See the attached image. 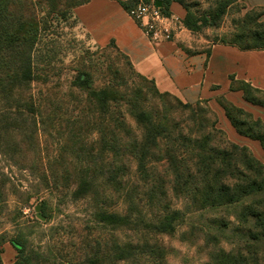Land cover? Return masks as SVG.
<instances>
[{
  "label": "trees",
  "instance_id": "16d2710c",
  "mask_svg": "<svg viewBox=\"0 0 264 264\" xmlns=\"http://www.w3.org/2000/svg\"><path fill=\"white\" fill-rule=\"evenodd\" d=\"M69 1L0 0V105H3L0 140L15 129H24L17 119H25L36 112L31 92L37 72L34 51L44 30V16H39L38 5L46 7L45 17L60 18L74 15L71 11L89 0ZM161 2L160 10L164 14L171 13L172 3L180 5L185 11L182 23L192 32L215 26L229 5L224 3L197 17L185 0ZM119 3L128 12L130 3ZM263 15L255 10L247 12L235 41L214 44L244 51L264 50V20H260ZM110 45L124 58V63L112 61L107 65L104 81L98 85L90 71L77 72L71 86L83 96H78L76 112L70 113L74 111L70 109L72 119L67 126L79 139L85 161L94 163L101 174H106L108 181L121 184V179L130 175V166L135 168L138 183L134 190L132 185L125 188L127 213L119 215L102 208L97 214L98 221L110 226L137 227L141 210L135 207L134 201L139 194L153 211L152 224L145 227L149 233L170 234L194 212L224 208L229 210L228 217L210 219L211 227L224 234L234 223V228L244 231L251 243L243 248L246 254L220 249L211 264H264V163L246 146L226 138L217 126L216 112L207 99L187 103L168 92H160L152 79L134 70L129 58L113 42ZM108 46L99 50L104 51ZM228 81L230 92H239L243 101L264 107L263 89L234 75H229ZM215 102L235 132L258 142L264 153V120L236 106L224 94L218 95ZM126 116L135 122V128L127 123ZM87 131L96 134L94 142L86 140ZM0 177H4L0 179L1 208L9 180L5 174ZM111 182L105 184L110 189ZM71 183L76 187L75 198L90 196L94 199L98 195L92 182L81 178ZM54 187L62 186L55 184ZM181 196L189 202L185 209H177L171 203V197ZM14 221L13 238L7 240L5 230L0 229V264L3 245L7 242L17 252L10 264H63L50 247L33 245ZM152 246L146 245L143 261L148 262L154 254ZM158 258L164 264L163 254Z\"/></svg>",
  "mask_w": 264,
  "mask_h": 264
},
{
  "label": "rangeland",
  "instance_id": "374dc122",
  "mask_svg": "<svg viewBox=\"0 0 264 264\" xmlns=\"http://www.w3.org/2000/svg\"><path fill=\"white\" fill-rule=\"evenodd\" d=\"M117 1L126 3L125 0ZM224 3L229 5L215 26L191 31L200 39L195 45L204 52L216 42L235 41L247 12L255 10L264 14V5H251L248 0H185L197 17ZM45 11L44 5H38L39 16H44V30L34 51L37 72L31 92L36 112L23 121L17 119L24 129H15L0 140V174H5L9 180L5 203L0 208V229L5 230L7 240L14 237L12 222L15 219L14 223L21 226L33 245L50 247L63 264H161L160 254H163L164 264H211L220 249L246 254L243 248L251 240L244 231L234 228L232 219L233 224L224 234L210 225L212 218L228 217L229 210L224 208L194 212L170 234L149 233L145 227L152 224L153 211L139 194L134 201L135 207L141 210L137 227L110 226L98 221L97 214L102 208L119 215L127 213L125 188L132 185L134 190L137 175L131 165L130 175L116 184L108 181L106 174H101L94 163L85 161L79 139L67 128L68 120L72 119L70 113L76 112L78 96H83L71 86V81L78 71L88 70L93 74L95 85L101 84L106 66L112 61L122 64L124 58L110 44L104 51L94 46L74 15L49 18L43 15ZM260 20H264V15ZM213 104L214 107L209 105L216 112L217 126L226 138L246 146L264 163V153L258 142L239 136L215 100ZM71 108L74 111L69 113ZM126 121L135 128L129 116ZM84 136L89 143L96 140L93 131L85 132ZM81 178L97 187L98 195L94 199L74 197L76 187L71 182ZM107 182H111V189L116 191L105 185ZM55 184L62 187L55 188ZM171 203L177 209H185L189 202L181 196L171 197ZM132 227L136 230H131ZM146 245H153L154 250L148 262L143 261ZM262 256L260 254L261 259Z\"/></svg>",
  "mask_w": 264,
  "mask_h": 264
},
{
  "label": "crops",
  "instance_id": "0c3cea01",
  "mask_svg": "<svg viewBox=\"0 0 264 264\" xmlns=\"http://www.w3.org/2000/svg\"><path fill=\"white\" fill-rule=\"evenodd\" d=\"M248 1L251 5H264V0ZM170 11L182 21L185 11L180 5L172 3ZM73 13L94 46L113 42L129 58L134 70L152 79L160 92L187 103L207 99L212 107L215 98L224 94L236 106L264 120V107L243 101L239 92L228 88V77L234 75L264 90V50L244 51L212 44L204 52L195 45L200 39L187 29L172 41H151L117 0H89L75 7ZM16 254L13 246L5 243L2 264L12 263Z\"/></svg>",
  "mask_w": 264,
  "mask_h": 264
},
{
  "label": "built area",
  "instance_id": "2783aa9c",
  "mask_svg": "<svg viewBox=\"0 0 264 264\" xmlns=\"http://www.w3.org/2000/svg\"><path fill=\"white\" fill-rule=\"evenodd\" d=\"M130 3L129 16L141 31L154 42L172 41L186 28L181 19L173 14H164L155 5L156 0H125Z\"/></svg>",
  "mask_w": 264,
  "mask_h": 264
},
{
  "label": "water",
  "instance_id": "95a60500",
  "mask_svg": "<svg viewBox=\"0 0 264 264\" xmlns=\"http://www.w3.org/2000/svg\"><path fill=\"white\" fill-rule=\"evenodd\" d=\"M155 5H156L157 7H161V6H162V2H161V0H156V1H155Z\"/></svg>",
  "mask_w": 264,
  "mask_h": 264
}]
</instances>
